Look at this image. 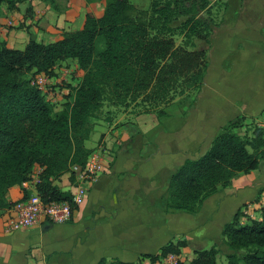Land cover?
Returning a JSON list of instances; mask_svg holds the SVG:
<instances>
[{"label": "trees", "instance_id": "16d2710c", "mask_svg": "<svg viewBox=\"0 0 264 264\" xmlns=\"http://www.w3.org/2000/svg\"><path fill=\"white\" fill-rule=\"evenodd\" d=\"M26 1L0 4L16 10ZM67 1L71 5L78 0ZM216 25L211 0H152L148 11L137 10L132 0H106L102 11L87 7L82 29L64 33L57 41L43 43L31 37L18 49L0 39V211L17 203L6 198L7 189L22 185L37 165L44 168L37 189L45 201L71 198L54 180L74 165L84 166L95 151L86 142L106 100L122 104L143 96L152 107L144 111H155L174 99L172 91L181 77L185 89L199 92L209 56L205 50L191 55L187 47H195L199 38L209 49ZM178 36L182 40L175 46ZM63 59L77 61L86 72L72 87V101L56 111L44 91L24 75L32 69L48 73ZM161 108L155 111L159 115ZM241 119L230 121L203 155L187 159L172 174L167 210L196 212L207 197L264 161V127L255 125L252 135L241 134ZM24 193L26 198L31 191ZM246 206L223 228L226 264H264V205L258 218L243 221ZM185 245L182 239L170 241L159 254L146 256L154 262L171 253L179 255ZM195 254L188 264H217L220 248L214 245ZM97 264L141 262L102 258Z\"/></svg>", "mask_w": 264, "mask_h": 264}, {"label": "crops", "instance_id": "0c3cea01", "mask_svg": "<svg viewBox=\"0 0 264 264\" xmlns=\"http://www.w3.org/2000/svg\"><path fill=\"white\" fill-rule=\"evenodd\" d=\"M74 4L60 5L59 11L47 6L40 20L43 28L30 25V33L51 43L63 38L58 27L64 20L82 29L87 9L78 11ZM30 5L41 13L38 0H31L20 10L0 15V39L8 47L23 49L29 42L28 30L9 29L7 20L23 21ZM225 13L211 36L208 70L191 105L163 106L160 115L127 113L109 123L94 147L104 156L105 170L70 221L7 231L12 211H0V264H97L102 258L166 264L165 257L153 262L146 255L159 254L163 246L180 239L186 245L177 256L188 263L196 250L225 248L223 228L245 204L254 202V209L264 205L261 161L257 169L238 174L207 197L196 212L167 210L170 178L187 159L203 155L230 121L244 117L264 121V0H242L239 8ZM230 18L232 26L224 24ZM54 184L72 194L76 187L72 170ZM24 190L21 185L10 187L6 198L17 202Z\"/></svg>", "mask_w": 264, "mask_h": 264}, {"label": "rangeland", "instance_id": "374dc122", "mask_svg": "<svg viewBox=\"0 0 264 264\" xmlns=\"http://www.w3.org/2000/svg\"><path fill=\"white\" fill-rule=\"evenodd\" d=\"M29 1L30 3L28 2V4H31V0ZM151 1L152 0H132V4L137 10L148 11L150 8ZM24 3H27V1L21 3L20 5ZM211 3H212L213 16H214L215 21L217 22L216 26H218L225 19V15H226L225 11L230 8H234V9L239 8L242 4V0H211ZM65 4L67 8L71 7V5H68L67 0H54V1L38 0V5H41L43 7V8H40V10H42L41 13L39 14L35 13V11H33L30 5L26 13V18L23 21H22V18H20L17 21L11 17L10 19L8 18L7 24L9 25V29H14L16 32L22 29H27L28 32L30 33L29 31L30 25L32 26L35 25L39 29L40 28L42 29L43 27H42L41 22H42V19L44 20L43 18L45 15L44 9L46 10L47 6H51L56 11H59L61 10L60 5H65ZM105 4H106V0H78V2L75 3L74 5L78 11L86 10L87 7L96 9L98 11H102L105 8ZM6 9L8 12L6 11ZM17 10H20V7ZM14 11L15 10L8 9V6L5 2L0 4V15L2 14L9 15L8 13H11ZM36 14L39 17H36L35 19ZM41 14H42V18H41ZM62 22H64L63 27L62 28L58 27L60 30H62L58 33L61 36L67 32H73V31L80 30V26L73 21L64 20ZM224 24H230L228 26H232L231 25L232 18H230L228 21H225ZM31 37L35 38V36L32 33H30V38ZM181 40H182L181 37L179 36L175 37L174 39L175 46H178L181 43ZM195 41L197 44L195 47L193 46L187 47V50L191 53V55L195 54L199 50H205L207 51V54L209 55L212 43L210 44L209 49H208L207 48L208 45L203 40L197 38ZM101 45H104V44L101 43ZM224 46L225 45H223L222 47L223 51H224ZM85 72L86 71L83 70L79 66L77 61L63 59V60H60L51 70H49L48 73L47 72L39 73L37 72L36 69H32L31 71L25 73L24 79L29 80L31 78H35L37 75L41 76L45 74L43 76H45L47 80L46 85L47 84L48 85L44 89L45 90L44 94L46 95L47 100H49L51 104L55 107L56 111H59L67 103H70L72 101V98H73L71 95L72 87L80 84ZM183 81L184 80L181 77V79L178 82L177 88L172 91L174 99L168 103H161L159 106H157L154 109L155 111H158L163 106H173L172 108L175 109V106H190L191 105L194 99V96L196 94V90L185 89L184 83H182ZM182 89L184 90V92L180 93ZM146 108L152 109L150 102L146 101L145 98H143V96L138 97L135 100H133L132 98H128L127 101L122 104H115L111 102L110 100H106L104 102L103 109L99 114V118L93 119L94 131L91 134V137L89 138V140H87L86 145L90 148L96 147L97 143L100 142V140L102 139L101 135H102L103 129L109 123L114 122L116 119L122 118L127 113L128 114H131V113L135 114V112L143 113L145 112L144 110ZM150 111L155 112L153 110H150ZM260 118H263V116H261ZM255 125H261L264 127V121L257 120L256 118H243L239 120L237 131L240 132L241 134L252 135L253 134L252 128ZM40 169H41V166L37 165L34 171H38ZM247 205H248L247 208H244L245 215L242 218L243 221L246 220L248 217L258 218L260 214L259 211L262 206L258 209L256 208L254 209V202H252V204L248 203ZM223 246H225V248L220 249V254L218 256L217 264H226L227 262L226 261V251L228 249L225 244ZM184 264H188V263H184Z\"/></svg>", "mask_w": 264, "mask_h": 264}, {"label": "built area", "instance_id": "2783aa9c", "mask_svg": "<svg viewBox=\"0 0 264 264\" xmlns=\"http://www.w3.org/2000/svg\"><path fill=\"white\" fill-rule=\"evenodd\" d=\"M43 75L31 78L30 82L45 91L44 89L48 84L46 85L47 80ZM43 170L44 168L41 167L40 170L34 171L29 179L23 181L21 186L25 190H30L31 194L26 198H23V195L11 208L12 214L7 221V231L29 228L41 222L61 224L70 221L74 216L75 209L86 201L90 187L105 170V159L101 150L97 149L89 155L84 166L74 165L71 167L75 176L76 187L68 200L47 202L42 198L37 186L41 183L40 175ZM247 206L244 208H247ZM165 261L166 264H179L180 259L176 254L171 253L165 257Z\"/></svg>", "mask_w": 264, "mask_h": 264}]
</instances>
